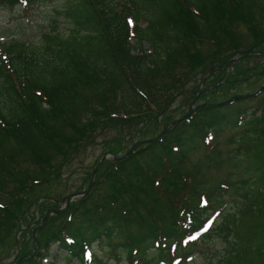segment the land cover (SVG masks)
Returning a JSON list of instances; mask_svg holds the SVG:
<instances>
[{
	"label": "trees",
	"instance_id": "1",
	"mask_svg": "<svg viewBox=\"0 0 264 264\" xmlns=\"http://www.w3.org/2000/svg\"><path fill=\"white\" fill-rule=\"evenodd\" d=\"M58 1L0 0V10L19 7L28 17ZM54 11L37 44L0 42V264L28 216L58 209L62 168L75 156L100 137L101 157L157 136L186 112L171 106L178 96L180 107L189 106L198 86L188 82L199 72L209 76L241 50L264 51V0H61ZM58 18L70 24L67 35ZM237 66L223 79L228 90L240 80L235 75L246 85L264 76V62L258 72ZM227 95L212 88L199 98L204 106L155 143L105 160L89 194L37 232L30 258L27 223L14 264H43L54 245L66 261L83 260L117 239L130 263L169 264L191 252L197 241L190 237L227 203L218 231L229 255L219 264H264V100L245 118L252 106L238 104L256 97L228 102ZM218 128L239 129L226 139L232 167L213 181L207 171L225 161L208 138Z\"/></svg>",
	"mask_w": 264,
	"mask_h": 264
},
{
	"label": "rangeland",
	"instance_id": "2",
	"mask_svg": "<svg viewBox=\"0 0 264 264\" xmlns=\"http://www.w3.org/2000/svg\"><path fill=\"white\" fill-rule=\"evenodd\" d=\"M119 1V0H117ZM61 3V0H59L54 6L44 5L37 7L33 13H30L28 17H22L20 14V9L17 7L14 11L8 12L1 10L0 11V42H9L12 40H16L25 46L28 45H35L39 41L40 33L45 32V30H48L49 27L52 25L53 17L55 15V6L59 5ZM61 22L58 29L60 31L67 35V32L70 28V24L68 21L66 22L64 19L58 18ZM144 24L141 23V26ZM134 38L131 41V45L134 42ZM145 49L148 51L150 47H148L147 43H144ZM264 62V55H258V56H248L244 59H241L236 64L237 70L241 71L248 69V68H255V70L258 72L260 71L259 65H262ZM227 73H234L231 71H227ZM219 74V73H218ZM215 74L213 77L214 79H218L219 75ZM207 76L206 72H199L197 76H195L192 80L188 82L189 85H199L201 80ZM235 79H240L238 82H236V85L232 86V90H228V84L226 85H220L223 90H227L228 95L226 97L231 96L233 93H239V91H236L235 87H241V92H253L256 88L259 86H262L264 84V76L255 75V78L251 79V81L247 84V87L242 86L244 83L241 80L242 78H239V74L235 75ZM212 83H206L202 87L203 90L207 88H210ZM234 84V83H232ZM241 85V86H240ZM214 86V85H213ZM212 86V87H213ZM219 86L216 88H213L214 91L217 93ZM231 88V87H230ZM205 99H208L205 97ZM264 100V93L259 95V97L255 98L254 101L251 102H243L241 104H238L239 107L244 106H252L250 111L248 113H251L253 111L254 107H258L260 103ZM206 102V100H204ZM184 100H182L181 97H178L176 99L175 103L171 106V110L175 109L176 112H181L183 109L185 110L186 106H181L183 104ZM261 111L257 113L258 117H263L260 115ZM239 128H234V130H230L228 128L220 129L218 128L216 131L214 139L210 141L212 144L218 143V150L221 152V156L223 159H225L224 163L220 164L219 167L211 168L207 171L209 177L211 180L218 181L219 179H223L225 176V173L231 169L232 164L228 162V149H231L226 141L227 138H229L234 132H236ZM104 138L100 137L96 143L91 148H86V151H83L82 153L78 154V156H75L73 158V161H71L69 164L64 166L62 168V183L59 185V187L56 189L55 192L57 198L56 201H59L58 208L63 209L64 211L62 214L66 213L68 208L71 206V203L66 207V203L63 202L62 198L67 195L85 190V188L88 186V183L86 184V175L87 173H91L95 166L97 165V160L100 157V154H102L103 150V143ZM196 159V157H195ZM102 164L98 165L97 173L100 171V167ZM92 175L90 176V180L92 179ZM95 185V184H94ZM82 188L80 190H76L77 188ZM97 195V194H96ZM94 197V196H93ZM96 197V196H95ZM82 199V198H79ZM226 199L231 200V197L228 196ZM43 200V199H42ZM42 200L39 201V203L42 202ZM77 200V199H76ZM231 202V201H228ZM231 203H227L226 207L223 210V213L216 212V214L210 215L209 218L210 221L207 223L205 229H208V235L206 237L201 238L195 246L191 248V252L185 256V258H182V253H180L177 258H175V261L172 262V264H219L222 259L228 257L229 255V246L227 243H225V239H223V235H219L218 227L223 221L222 217L230 207ZM65 208V209H64ZM61 214V215H62ZM34 216H28L26 220L23 222V230L27 229V223L30 227L29 229L32 230L37 227V223H39L40 219H43L45 214H40V212L36 211L33 213ZM54 215H60V214H52ZM51 216V215H50ZM29 229L27 231H29ZM22 230V231H23ZM22 231L19 232L18 235H16L17 239V246L15 245V248L12 246L11 255L3 260L1 264H14V257L17 251H20L19 248V240L20 236H22ZM21 234V235H20ZM118 239L108 243H99L98 245H95L92 250L90 251V254L92 256L88 257V260L85 262H81L78 260H71L66 261V254L57 246H53L50 250V256L47 258L43 264H129L127 260V254H124V252L121 250V248H118ZM182 258V259H181ZM131 264H141L138 261H135ZM142 264H145L144 262ZM147 264V263H146ZM158 264V263H153Z\"/></svg>",
	"mask_w": 264,
	"mask_h": 264
},
{
	"label": "water",
	"instance_id": "3",
	"mask_svg": "<svg viewBox=\"0 0 264 264\" xmlns=\"http://www.w3.org/2000/svg\"><path fill=\"white\" fill-rule=\"evenodd\" d=\"M252 53H254V54H259V53H257V52H255V51H246V52H243L242 53V55H241V57L242 56H244V55H251ZM238 59H233V60H231V62H229L228 63V65H231V64H233V63H235L236 61H237ZM260 90H263V88L262 89H260ZM232 98H237V97H232ZM195 101H193V103H194ZM192 103V104H193ZM192 104L189 106V109H188V112L184 115V116H182L181 118H179V120H176V121H172V122H170L169 124H166L165 126H164V128L162 129V131L160 132V134L158 135V137H156V138H152V139H148L147 141H137V142H135L134 144H133V146H131L128 150H126V152L125 153H123V154H121V155H119V156H112V155H110V154H105V156H104V158L99 162V163H101L103 160H105L108 156L109 157H112L113 158V160L116 162V161H119V160H121V159H124V158H126L128 155H130L134 150H136L137 149V147H139V146H141L142 144H148V143H153V142H155L159 137H161V136H163L164 134H166V132L168 131V128H169V126L170 125H177L178 123H179V121H181V120H183V119H186L187 117H189L190 116V114H191V112H192V110H191V107H192ZM97 166L95 167V170H94V173H93V177L95 176V173L97 172ZM94 184V179L92 178V181H91V183H90V185L87 187V189H85L84 191H82V192H74V194H70V195H68V196H66L65 198H64V200H63V202H65L66 204V207L70 204V202L74 199V198H76V197H79V196H85V194H87L89 191V188L92 186ZM64 210L63 209H59V210H57V211H48L47 213H46V215L44 216V219H43V222H42V224H40V226L39 227H37L36 229H34L33 230V238H34V241H35V250H34V252L35 251H37V249H38V242H37V239H36V236H35V234H36V232L39 230V229H41L42 227H43V224L45 223V221L47 220V218L51 215V214H53V213H55V214H60V213H62ZM31 255H33V253H31L29 256H31Z\"/></svg>",
	"mask_w": 264,
	"mask_h": 264
}]
</instances>
